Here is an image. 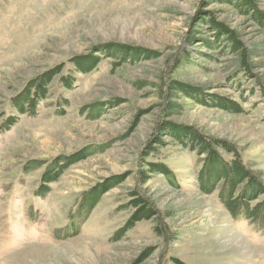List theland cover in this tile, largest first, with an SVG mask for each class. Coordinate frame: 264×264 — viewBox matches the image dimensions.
<instances>
[{"label": "rangeland", "instance_id": "374dc122", "mask_svg": "<svg viewBox=\"0 0 264 264\" xmlns=\"http://www.w3.org/2000/svg\"><path fill=\"white\" fill-rule=\"evenodd\" d=\"M257 11L264 14V0H0V264H264V232L233 219L219 189L200 188L205 155L160 127H189L226 159L225 144L236 147L264 185ZM218 26L243 49L234 51ZM110 44L159 56H105L88 73L74 71L71 58L102 56L98 49ZM60 64L73 86L57 76L37 112L18 115L11 98ZM172 80L199 98L171 89ZM217 97L241 111L219 106ZM9 115L18 120L5 128ZM73 155L80 160L50 192L36 194L47 165ZM36 160L43 164L25 172ZM150 163L167 165L174 178L149 172ZM117 176L79 233L57 238L81 195ZM138 196L158 214L123 231Z\"/></svg>", "mask_w": 264, "mask_h": 264}, {"label": "trees", "instance_id": "16d2710c", "mask_svg": "<svg viewBox=\"0 0 264 264\" xmlns=\"http://www.w3.org/2000/svg\"><path fill=\"white\" fill-rule=\"evenodd\" d=\"M258 22L264 26V14L256 12ZM219 31L230 35V41L233 44L234 51L243 49V45L236 37L226 29L218 26ZM101 55H86L71 58L74 65V71L88 73L92 71L103 59V57H114L117 59H153L159 56L156 52H147L143 49L124 46L121 44H110L100 47ZM246 54H244L245 56ZM64 64H60L36 78L27 82V84L11 98V105L19 115H34L37 112L38 105L45 99L49 92V86L53 80L60 75L61 83L70 88L73 86L75 77L73 74H62ZM169 85V84H168ZM170 88L188 92L194 98L200 95L188 85L179 81H170ZM212 97V96H211ZM211 101L212 98H209ZM218 100V101H217ZM220 102V103H219ZM216 104L232 111H241L237 104L227 99L216 98ZM18 115H9L5 121V128L14 125L18 120ZM161 129H167L169 134L186 141L185 144L191 145L198 154L205 155L203 165L199 171L198 179L200 188L210 194L219 189L218 197L221 204L229 211L235 220H247L254 225L257 232H264V185L255 177L252 171L243 162L241 155L236 147L225 144V150L232 154L230 159H226L214 148L212 141L203 137L200 133L189 127L178 128L170 123H162ZM80 160L75 155L71 157L59 156L49 163L41 175V184L36 191L38 195H46L50 192L51 184L58 181L64 172ZM43 161H31L24 168L28 172L32 168L41 166ZM149 172H160L169 179L174 178V173L163 163H150ZM122 176L111 177L104 182L97 183L81 195L77 208L70 213V223L65 228H59L55 236L59 239H66L79 233L82 224L97 206L102 196L114 187ZM148 175L143 172L140 176L142 183L146 182ZM138 194L137 192L134 193ZM134 213L129 219V223L123 231L129 230L136 222L154 218L158 211L145 197H136L132 200Z\"/></svg>", "mask_w": 264, "mask_h": 264}, {"label": "bare ground", "instance_id": "6f19581e", "mask_svg": "<svg viewBox=\"0 0 264 264\" xmlns=\"http://www.w3.org/2000/svg\"><path fill=\"white\" fill-rule=\"evenodd\" d=\"M212 95V94H211Z\"/></svg>", "mask_w": 264, "mask_h": 264}]
</instances>
